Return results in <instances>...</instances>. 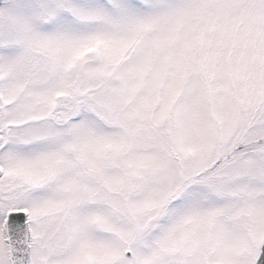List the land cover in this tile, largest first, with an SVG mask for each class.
I'll return each mask as SVG.
<instances>
[{"label":"snow or ice","instance_id":"6c2138e0","mask_svg":"<svg viewBox=\"0 0 264 264\" xmlns=\"http://www.w3.org/2000/svg\"><path fill=\"white\" fill-rule=\"evenodd\" d=\"M0 264H264V0H0Z\"/></svg>","mask_w":264,"mask_h":264}]
</instances>
